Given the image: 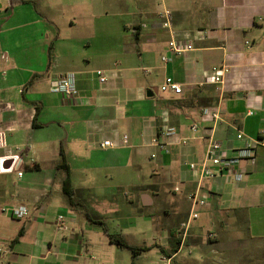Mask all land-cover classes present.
<instances>
[{"label":"crops","instance_id":"0c3cea01","mask_svg":"<svg viewBox=\"0 0 264 264\" xmlns=\"http://www.w3.org/2000/svg\"><path fill=\"white\" fill-rule=\"evenodd\" d=\"M165 9L190 52H168L170 32L159 20ZM165 55L172 57L168 64ZM223 63L231 71L218 96L210 70ZM98 70L108 76L106 83ZM69 73L77 78L75 98L54 89ZM167 76L183 85L182 94L161 91ZM205 108H218L221 119L203 116ZM169 127L178 136L162 151L151 141ZM263 129L264 0H0V264H95L88 255L94 240L75 233L76 212L97 211L111 193H126L125 201L138 210L151 209L139 214L169 232L160 246L170 252L176 232L169 226L188 218V196L199 183L200 173L184 164L204 159L212 134L233 155L243 145L239 133L257 138ZM104 141L114 147L102 148ZM9 150L16 156L8 157ZM236 170L241 181L203 179L207 205L187 245L231 226L244 235L246 247L257 242L264 254V148ZM67 178L94 197L72 206ZM18 206L29 209L25 219L3 212ZM154 210H162L168 229L157 226ZM65 224L74 225L71 232L62 231ZM99 240L103 253H123L105 232Z\"/></svg>","mask_w":264,"mask_h":264},{"label":"rangeland","instance_id":"374dc122","mask_svg":"<svg viewBox=\"0 0 264 264\" xmlns=\"http://www.w3.org/2000/svg\"><path fill=\"white\" fill-rule=\"evenodd\" d=\"M218 96L221 92V89L213 87ZM221 94V93H220ZM150 171L152 165L149 166ZM150 172L146 180H150ZM171 188V187H170ZM107 201L101 204L100 208L96 211L93 208L94 219L103 222L104 227L112 235H122L127 241L139 246L150 247L151 250L145 251L137 257H133L131 250L124 248L122 249L123 253H114L113 249L110 251L106 250V253H103L102 246L100 245L99 237H103L104 230L102 225L95 224L87 218L85 210L80 209L76 214L79 217V222L77 226L74 225H64V231L71 232L73 227L75 228V233H83L86 237L93 239L94 250L89 249V254L94 256L97 260L95 264H163V254L161 251L160 245H165L166 241L164 237L169 233L167 230L165 232H160L156 229L154 224V218L149 214H139L144 212H149L147 208L140 207L138 210L137 205H130L129 201H125L126 193H111ZM117 195L121 197L120 200H115L114 196ZM85 195H82L81 198H84ZM91 197H94V194H91ZM78 199H80L78 197ZM123 201V202H122ZM92 205V204H91ZM89 211H92V208H87ZM151 210V209H149ZM139 211V212H138ZM155 218L157 219V226L167 228L166 218L163 217L162 210L156 211ZM152 211V213H154ZM175 218V217H174ZM173 219V218H172ZM178 220L180 218H177ZM177 219H173V224H170L169 229L172 228L178 234L182 222L176 223ZM177 220V221H178ZM80 222L84 224H80ZM71 229V230H70ZM101 232V233H100ZM213 234L214 239H210L206 235ZM205 237L199 236L198 238H191L190 245H185L181 250L178 257H175L174 264H185L183 261H192L197 260L198 262L194 264H263V249L261 245L257 242L250 243L249 247H246L248 244L244 239V235L236 229V227L228 226V229H224L223 232L218 230L216 232H207ZM170 237V234H168ZM99 236V237H98ZM178 238V236H176ZM170 240V238H169ZM158 243V244H157ZM206 243L209 248H200L199 250L196 246ZM196 245V246H192ZM112 246V245H111ZM114 246V245H113ZM160 246V247H159ZM168 248H171L172 245L167 244ZM113 248V247H112ZM208 251V249H210ZM2 251L3 249L0 248ZM171 250V249H170ZM87 250H85V253ZM120 252V251H118ZM203 253L205 254L203 257ZM177 259L179 261H177ZM202 263H199V262Z\"/></svg>","mask_w":264,"mask_h":264},{"label":"built area","instance_id":"2783aa9c","mask_svg":"<svg viewBox=\"0 0 264 264\" xmlns=\"http://www.w3.org/2000/svg\"><path fill=\"white\" fill-rule=\"evenodd\" d=\"M159 20L163 28H166L170 32L171 39L168 43V52L171 56H178L190 52L193 50L190 44H184L177 40L174 31L172 30V12L168 9H165L159 14ZM172 57L169 55L162 56V61L165 64L170 63ZM231 68L228 64L223 63L216 65L210 70V83L218 88L223 87L225 80L229 75ZM96 75L99 78V81L104 84L108 81V76L105 72L98 70ZM56 91L61 92L67 98H75L79 94L77 86V78L74 73H69L63 76L58 80L54 88ZM161 91L164 93L172 92L174 94L183 93V85L176 82L173 77L167 76L164 83L161 86ZM203 116L212 117L215 122L221 119V112L218 108H205L202 110ZM191 130L194 134L199 131V124L194 123L191 126ZM178 136V130L175 127H169L165 130H162L159 135L155 136L151 144L162 151L168 150L167 140ZM239 140L243 141L242 147L238 148L233 155H229L223 149V146L220 141L216 140L214 135H210L208 139V145L206 154L203 160L200 162H186L184 165L187 166L193 172H199V183L197 189L190 193L188 200L191 204V211L188 218L182 222L181 228L177 234L180 239V249L179 251L171 256L164 257L163 264H174L175 257L181 252V250L187 245L188 238L190 236L193 224L200 217V209L204 208L207 205V192L203 190L202 182L203 179H215L218 176L227 175L235 178L236 181H241L244 175L236 170V168L242 162L255 161L258 156L259 148H264V129L261 131L260 135L257 138L246 136L244 133H239L237 135ZM123 142L128 144L129 136L125 135ZM188 140L186 138H178V144L186 146ZM102 148L114 147V143L111 141H104L101 144ZM17 153L9 150L8 157L12 158L16 156ZM156 154L152 155V158H156ZM31 167H35L36 161L31 159ZM24 175L23 171L19 172V176ZM177 187L175 191H179ZM4 213L10 215L15 219H25L29 215V209L26 206H18L15 208L4 209ZM64 216L58 218V223L61 224L64 221ZM210 239H214L213 234H209ZM0 253L2 250L0 249Z\"/></svg>","mask_w":264,"mask_h":264},{"label":"trees","instance_id":"16d2710c","mask_svg":"<svg viewBox=\"0 0 264 264\" xmlns=\"http://www.w3.org/2000/svg\"><path fill=\"white\" fill-rule=\"evenodd\" d=\"M13 1L14 2H21V3L27 2V0H13ZM64 191H65L66 195L68 196V198L70 200V204L72 206H76V207L81 206V204H80L81 200L84 199L83 197L81 198V196L84 195V193L81 190L74 189L72 187L70 181H69V178H67V180L64 183ZM85 196H87V198H92L90 193L85 194ZM78 197L80 199H78ZM84 210H85V214H86L87 218H89V220L91 222L102 225L104 232L109 236L112 243L117 244L119 247L127 248V249L131 250L134 258L137 257L138 255L142 254L145 251L151 250V248L147 247V246L143 247V246H135V245L130 244L122 235L110 234L107 231L106 227H104L103 222L94 219L95 218L94 212L89 211V209H85V207H84ZM171 236H172V238H171L172 247H171L170 252L166 251L165 249H163L162 247L159 246L165 257H171V256L175 255L180 249L181 241L179 238H176L177 234L173 232L171 234ZM133 263L135 264L134 260H133Z\"/></svg>","mask_w":264,"mask_h":264},{"label":"water","instance_id":"95a60500","mask_svg":"<svg viewBox=\"0 0 264 264\" xmlns=\"http://www.w3.org/2000/svg\"><path fill=\"white\" fill-rule=\"evenodd\" d=\"M156 92V91H155ZM153 95V92H149V96H152Z\"/></svg>","mask_w":264,"mask_h":264}]
</instances>
